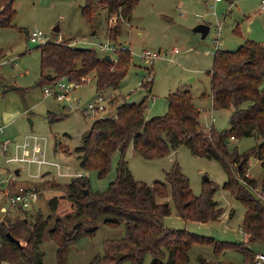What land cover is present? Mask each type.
<instances>
[{
    "label": "rangeland",
    "instance_id": "374dc122",
    "mask_svg": "<svg viewBox=\"0 0 264 264\" xmlns=\"http://www.w3.org/2000/svg\"><path fill=\"white\" fill-rule=\"evenodd\" d=\"M214 2V0H138L131 16L128 19H119V30L115 34L113 29L118 20L116 17L113 21L107 19L106 11L101 5L93 12L92 22H88L81 15L85 0H13L16 15L11 25L0 26V127H4V134L8 139L18 141L29 135L47 137L46 159L58 162L64 173L79 172L86 176L93 190H103L115 179L117 154L112 156V166L102 178L97 177L94 169L80 167L77 159L76 148L81 144V135L90 126L93 118H84L74 108L84 106L95 97L97 90L94 79L88 75L84 83L70 91L69 97L72 100L70 108L69 103L45 95L43 92L45 84H39L40 45L31 43L26 35V30L35 28L65 42L71 38H89L95 31L94 36L98 40L106 42L110 39L126 47L130 53L126 76L120 81L117 89L103 90L104 96L111 99L109 104L111 111L117 103L138 102L148 95L145 116L147 118L165 116L168 111L167 96L173 92L188 90L194 97L196 107L200 109V121L205 127L228 129L233 106L221 108L212 101L210 95L213 53L217 48L236 50L247 40L264 44V10H261V0L233 2L222 0L215 4ZM200 23L209 27V33L205 38L201 37V33L193 31L194 26ZM55 26L59 27V32L53 30ZM217 37L219 38L216 44ZM175 49L178 53L173 54ZM148 50L159 53L163 58L156 59L150 64L141 60L139 54ZM112 56L113 59L116 58L115 54ZM170 58L173 61H170ZM149 75L151 80L141 86L142 81ZM245 105L247 103L243 104ZM262 139V135L231 139L230 147L246 151L261 143ZM125 157L132 176L148 184L164 181L165 172L174 163H178L182 173L189 178L190 189L194 195H200L205 183L216 184L213 199L224 211L217 220L211 222L183 220L177 214L170 198H157V202H169L171 207V212L164 217L163 223L169 228L187 230L215 241L243 245L252 254L248 258L244 252L236 248H229L216 254L209 243H194L187 253L189 260L183 264H252L256 253L264 254V241L247 240L242 233L241 225L246 208L228 190L221 188L228 179V174L217 159L193 155L184 146L177 151H170L166 157L151 160L134 154L132 146H129ZM4 168L0 150V221L5 219L11 225L18 223L20 225L16 229L18 234L21 238H26L28 225H22L20 222L28 218L29 224L39 214L42 220L50 216L40 249L43 252L44 264H58L57 246L50 238L49 230L57 228L56 220L59 219L68 232L77 222L70 202L64 195L70 178L57 175L56 168L48 165L42 166L41 172H46L42 173L40 178L30 176L37 174L38 167L34 164L25 165L15 181L19 185L35 187L38 191V201L32 209L27 211L11 209L7 214L4 211L8 209V202L3 191L7 189L8 182H1L8 179ZM232 171L234 172V168ZM246 173L256 180V188L252 189L253 194L261 195L264 173L256 158L251 156ZM205 176L208 180H204ZM58 196L60 197L58 208L51 212L48 200ZM102 220L99 218L86 225L89 228L95 226L97 229L91 235H80L69 245V253L64 264H89L94 255L101 253L103 240L122 237L123 223L113 227L104 224ZM62 233L63 231L59 234ZM54 235L58 236L56 233ZM7 254L9 260H6L9 264H15L14 255ZM150 261L151 257L147 255L143 264H150ZM122 264L131 262L125 260Z\"/></svg>",
    "mask_w": 264,
    "mask_h": 264
},
{
    "label": "trees",
    "instance_id": "16d2710c",
    "mask_svg": "<svg viewBox=\"0 0 264 264\" xmlns=\"http://www.w3.org/2000/svg\"><path fill=\"white\" fill-rule=\"evenodd\" d=\"M137 1L85 0L81 15L86 21L92 22L93 12L101 5L107 19L115 16L118 20L113 29L117 34L119 19H128ZM15 15L13 0H0V26L11 25ZM111 36L114 37L113 34ZM67 43L53 41L39 46V84H50L60 77L80 81L91 75L97 92L118 88L129 68V51L117 52L114 61L100 56L91 47L79 51ZM212 64V101L221 108L233 106L228 129L205 127L200 121V109L188 90L167 96L168 111L165 116H145L146 100L149 99L146 95L138 102L115 104L112 110L114 116H105L90 124L91 133L76 148L80 167L87 170L92 168L98 178L105 177L112 166V156L117 154L115 179L105 189L93 190L86 176L70 177L64 195L70 202L77 222L68 232L59 219L56 220L57 228L49 230V236L57 246L58 264L65 263L69 245L77 237L91 235L97 229L86 225L99 218L103 219L104 224L113 227L123 223L124 233L122 237L103 240L101 253L94 255L89 264H122L125 260L131 264H143L147 255L151 257L150 264H183L189 260L187 253L192 244L204 242L209 243L216 254L236 248L244 252L246 257H251V252L243 245L215 241L187 230L165 226L163 219L171 212L170 203L157 202V198H170L183 220H217L224 211L213 199L216 184L205 183L200 195H194L189 178L182 173L178 163L165 172L164 181L148 184L135 179L125 157L129 146H132L134 154L147 160L166 157L170 151H177L183 146L193 155L217 159L228 174L221 188L228 190L246 208L242 232L252 240L264 241V174L262 197L253 194L256 180L246 173L251 156L257 159L264 173V44L247 40L236 50L217 48L213 53ZM244 103L247 105L243 106ZM252 135H262L261 143L246 151L230 147L231 139ZM59 199L58 196L48 200L51 212L58 208ZM49 220L50 216L42 220L39 214L29 224L28 218L20 222L28 225L26 238L18 234V223L11 225L5 219L1 220L0 257L8 259L9 253L14 255L15 264H44L40 245ZM61 231L62 235L59 234ZM7 233L19 243L10 241Z\"/></svg>",
    "mask_w": 264,
    "mask_h": 264
},
{
    "label": "built area",
    "instance_id": "2783aa9c",
    "mask_svg": "<svg viewBox=\"0 0 264 264\" xmlns=\"http://www.w3.org/2000/svg\"><path fill=\"white\" fill-rule=\"evenodd\" d=\"M214 4L220 2L221 0H214ZM261 10H264V0H261ZM115 16H110L108 19L113 21ZM27 38L33 44L43 45L49 42H61L64 43L62 39L59 37H54L52 34L44 33L38 28L32 29L28 32ZM218 38L215 39V43H218ZM67 43V42H66ZM68 46H82V47H91L98 52L100 56H106L107 54L110 55L111 60L116 61V58L113 59V54H117L119 51H127L124 45L118 44L110 39H107L106 42L104 40H98V38L92 35L89 38H82V39H69ZM178 53V50L175 49L173 54ZM141 60L146 61L147 63H152L154 60L163 58L159 53L151 52V51H144L139 54ZM173 61L172 58L169 59ZM151 80V76L149 75L142 83H148ZM86 79H81L80 81L77 80H69L66 77H60L56 79L53 83L45 84L43 88V92L47 96H51L57 101L60 102H67L69 103L68 108H70L71 101L69 94L70 91L73 90L75 87L84 83ZM110 98H106L102 91H98L93 99H90L86 102V104L82 107H75L74 110H77L81 113L84 118L92 117L93 121L96 119L103 118L105 116H114L112 115L111 108H110ZM92 121V122H93ZM0 150L3 157V165L5 166V170L8 174V179L1 181L2 183L8 182L7 189L3 191V195L6 197L8 202V209H5V213L9 214L11 209L19 210V211H27L28 209H32L33 205L38 201V191L35 187H28L27 185H19L16 183V177L19 173H16V169L20 170L25 167V165L34 164L38 167V172L36 175L30 176H41V168L44 165H48L52 168H56L57 175H65L70 177L73 176H80L79 172H74L73 174L64 173L61 171V166L58 162L51 161L46 159L44 154L41 156L37 155L38 143L43 141L44 143L47 141L45 136H35L29 135L26 136L24 140H11L6 137L4 134V127H0ZM31 145V146H29ZM31 152L29 151V149ZM16 165V166H15ZM41 172V173H40ZM244 234V232H243ZM1 246V245H0ZM0 264H9L8 260L0 257ZM252 264H264V254L258 253L255 254Z\"/></svg>",
    "mask_w": 264,
    "mask_h": 264
},
{
    "label": "water",
    "instance_id": "95a60500",
    "mask_svg": "<svg viewBox=\"0 0 264 264\" xmlns=\"http://www.w3.org/2000/svg\"><path fill=\"white\" fill-rule=\"evenodd\" d=\"M53 30L55 32H57L59 30V27L58 26H55L53 28ZM193 31L194 32L196 31V32L201 33V37L202 38H205L207 36V34L209 33L208 32L209 31V27H208V25H206L204 23H200V24H197L196 26H194ZM85 48H87V47L86 46L85 47H82V46H74V49L75 50H79V51L80 50H85ZM105 58H107L108 60H111V57L108 54L105 56ZM90 133H91V131H90V128L88 127L86 130H84L83 134L81 135V140L87 138ZM16 173H19V170L18 169H16ZM204 180H208V178L205 176ZM7 237H8V239L10 241H14L16 244L19 243V241L15 237L11 236L10 233H7Z\"/></svg>",
    "mask_w": 264,
    "mask_h": 264
},
{
    "label": "crops",
    "instance_id": "0c3cea01",
    "mask_svg": "<svg viewBox=\"0 0 264 264\" xmlns=\"http://www.w3.org/2000/svg\"><path fill=\"white\" fill-rule=\"evenodd\" d=\"M222 1V0H221ZM30 30H26V35L28 36V32H29ZM57 32H59V30L57 31ZM95 34V31H93L92 33H91V35H94ZM72 39V38H71ZM198 107V106H197ZM47 138V137H46ZM47 143H48V140L44 143L43 141H40L39 143H38V151H37V155L38 156H41V154H44L45 156H46V152H47ZM29 146H31V145H29ZM53 148H55V141H54V145H53ZM29 149V148H28ZM54 150V149H53ZM29 151L31 152V150L29 149ZM134 153V152H133ZM44 172H46V171H44ZM47 172H49V171H47ZM249 175V174H248ZM19 183H21V182H19ZM23 183V182H22ZM2 220V219H1ZM243 233V232H242ZM246 237H247V240H249L250 238H248L249 236H247L246 234H244ZM256 254H258V253H256Z\"/></svg>",
    "mask_w": 264,
    "mask_h": 264
}]
</instances>
